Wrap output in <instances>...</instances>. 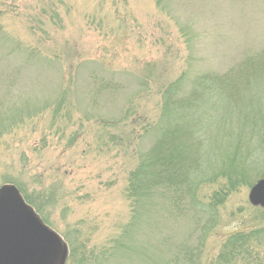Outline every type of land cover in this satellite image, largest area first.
I'll return each instance as SVG.
<instances>
[{
	"label": "rangeland",
	"instance_id": "1",
	"mask_svg": "<svg viewBox=\"0 0 264 264\" xmlns=\"http://www.w3.org/2000/svg\"><path fill=\"white\" fill-rule=\"evenodd\" d=\"M263 43L264 0H0V72L13 79L0 81V186L14 182L42 205L70 264L169 263L193 227L152 198L131 208L124 192L152 143L159 88L223 71ZM102 82L119 88L94 97ZM142 117L139 141L128 123ZM248 191L220 207L203 261L228 236L264 228Z\"/></svg>",
	"mask_w": 264,
	"mask_h": 264
},
{
	"label": "trees",
	"instance_id": "2",
	"mask_svg": "<svg viewBox=\"0 0 264 264\" xmlns=\"http://www.w3.org/2000/svg\"><path fill=\"white\" fill-rule=\"evenodd\" d=\"M154 1L160 5L164 0ZM10 77L0 72V81L11 83ZM185 81L178 79L159 88L160 119L154 125L152 143L138 154L128 174L125 197L139 211L144 210L143 200L152 198L162 214L175 222L188 220L193 227L192 240L175 245L173 258L166 264H264L260 250L264 228L228 236L213 258L202 260V247L218 223L220 207L241 188L264 179V43L223 71L207 70ZM97 86L94 97L106 92L112 96L119 88L106 82ZM0 96L1 124L8 94ZM116 121L105 119L101 125L125 126L124 120ZM128 125L137 135L135 140L149 135L144 117ZM15 186L47 224L40 214L42 205ZM66 264H70L69 256ZM77 264H86V258Z\"/></svg>",
	"mask_w": 264,
	"mask_h": 264
},
{
	"label": "water",
	"instance_id": "3",
	"mask_svg": "<svg viewBox=\"0 0 264 264\" xmlns=\"http://www.w3.org/2000/svg\"><path fill=\"white\" fill-rule=\"evenodd\" d=\"M248 203L264 214V179L248 191ZM67 248L11 184L0 186V264H65Z\"/></svg>",
	"mask_w": 264,
	"mask_h": 264
}]
</instances>
